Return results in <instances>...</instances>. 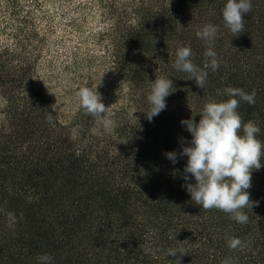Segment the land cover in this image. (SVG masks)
I'll return each instance as SVG.
<instances>
[{"label": "trees", "instance_id": "obj_1", "mask_svg": "<svg viewBox=\"0 0 264 264\" xmlns=\"http://www.w3.org/2000/svg\"><path fill=\"white\" fill-rule=\"evenodd\" d=\"M226 2L82 0L74 6L68 23L77 33L97 17L91 38L99 54L73 52L67 73L77 90L98 87L110 131L79 103L72 122H48L49 114L55 117L53 74L43 59L53 22L43 0L2 2L0 264H40L43 254L53 257L51 264H171L176 257L167 250L181 246L188 252L182 264L226 258L264 264V167L253 171L248 190L258 206L244 209L249 222L240 224L196 205L182 187L187 157L173 165L165 156L182 150L181 138H192L181 120L198 123L205 103L229 98L226 87L255 90V104L240 100L238 112L258 125L264 142V0H251L238 36L224 26ZM208 23L218 28L216 71L204 68L208 45L196 35ZM182 46H190L192 62L208 73L203 89L173 66ZM102 60L106 69L95 82ZM159 76L173 87L166 109L150 122L147 95ZM228 237L246 247L231 250Z\"/></svg>", "mask_w": 264, "mask_h": 264}, {"label": "clouds", "instance_id": "obj_2", "mask_svg": "<svg viewBox=\"0 0 264 264\" xmlns=\"http://www.w3.org/2000/svg\"><path fill=\"white\" fill-rule=\"evenodd\" d=\"M251 11V0H227L222 9L224 26L233 36H238L244 31L245 15ZM217 33V26L211 23L205 24L196 32L198 38L207 42L204 68H211L212 71L219 68L217 53L214 51ZM192 55L190 46L179 47L173 66L188 73L187 80L195 81L196 85L203 89L208 73L192 62ZM172 87L173 80L164 76L151 81L147 95L150 107L144 112L150 122L166 109V97L171 94ZM97 88L81 86L75 96L84 113L94 117L106 131H110L113 121L110 119V113L105 115L109 107L102 102V95ZM224 94L229 97L227 100L209 101L204 104L198 123L194 119L181 120V124L186 127L192 138L190 141L181 138L182 150L179 153L166 152L165 156L173 165L178 162V157H187L182 176L185 184L182 187L186 188L196 205L206 211H222L237 223L247 224L249 216L244 209L258 206V201L250 198L248 190L251 188L253 171L264 167V142L257 138L260 133L258 125L251 120L245 122L238 108L240 100L254 105L256 92L253 90L249 94L242 88L226 87ZM236 97H239V100ZM48 122L54 125L55 117L49 114ZM193 178L194 182H191ZM149 232L154 234L156 229H149ZM227 241L231 250H243L246 247L237 237H228ZM187 254V250L182 246L167 250L168 257H176L171 264H182L181 258ZM38 259L40 264H51L53 257L43 254ZM222 264H236V261L226 258Z\"/></svg>", "mask_w": 264, "mask_h": 264}, {"label": "rangeland", "instance_id": "obj_3", "mask_svg": "<svg viewBox=\"0 0 264 264\" xmlns=\"http://www.w3.org/2000/svg\"><path fill=\"white\" fill-rule=\"evenodd\" d=\"M0 0V16L3 18L2 2ZM31 5L30 0H21ZM43 12L49 15L53 22V32L48 38L46 53L43 60H49L51 65L46 66V71L53 74L50 82V99L55 118L63 123L72 122L78 109V100L75 96L78 82L67 73L73 52L86 54L92 52L99 54L92 43L91 35L98 30L97 17H89L87 24H82L80 33L69 27V19L72 17L73 8L82 0H66L61 5L59 0H43ZM46 64V63H45ZM106 60L98 62V68L94 72V80L101 78L106 69Z\"/></svg>", "mask_w": 264, "mask_h": 264}]
</instances>
